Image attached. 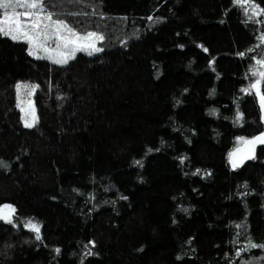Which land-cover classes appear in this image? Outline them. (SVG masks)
Masks as SVG:
<instances>
[{
  "label": "trees",
  "instance_id": "trees-1",
  "mask_svg": "<svg viewBox=\"0 0 264 264\" xmlns=\"http://www.w3.org/2000/svg\"><path fill=\"white\" fill-rule=\"evenodd\" d=\"M47 7L102 34L103 51L56 65L0 37V205L16 209L13 224L0 221V264H264L259 248L235 255L247 237L264 243V145L228 163L237 137L264 131L256 98L241 91L251 58L264 57V15L249 21L232 0ZM20 82L35 87L31 128Z\"/></svg>",
  "mask_w": 264,
  "mask_h": 264
},
{
  "label": "snow or ice",
  "instance_id": "snow-or-ice-1",
  "mask_svg": "<svg viewBox=\"0 0 264 264\" xmlns=\"http://www.w3.org/2000/svg\"><path fill=\"white\" fill-rule=\"evenodd\" d=\"M71 2L80 3V0H71ZM232 4L234 7L241 8L249 21L259 23L260 21H256L254 18L264 15V7L257 4L255 0H232ZM81 14L86 15L87 13H70V15ZM148 19L152 20L153 18L150 16ZM0 37L8 38L13 42L27 44L29 56H36L39 59L41 57L38 53L43 52L52 63L60 65L66 64L70 59L74 58L77 52L84 51L91 56L94 53L103 51L102 48L97 47V42L104 39V36L97 32H87L82 35L65 20L55 19L54 13L48 10L47 0H0ZM258 39L264 43V35H261ZM53 44L55 47L52 46ZM248 51H253V49ZM238 55L244 57L245 53L240 52ZM251 59L254 64L250 65L249 73L255 79L250 82L247 88H242L241 91L249 96L254 94L259 105L260 121L264 123V57H252ZM246 78L248 77L246 76ZM27 87L29 86L18 83L16 85L18 95L22 88ZM21 110L23 111V109ZM215 113V109L210 111V114L214 115ZM243 119V113L238 111L235 116V122L243 121ZM34 122V118L32 123L25 120V127H33ZM236 139L244 145V148L228 154V163L233 170L242 166L246 160L256 158L257 147L264 145V131L250 138L240 136ZM148 151L151 152L152 149ZM185 159V157H181L180 163L183 164ZM134 164L142 166L139 160L134 161ZM7 166L5 162L0 161V167ZM199 171L197 169V172L193 173V175H196ZM244 187H247V184ZM74 191L76 190L74 189ZM121 198L127 199V197ZM180 210L188 211L187 209ZM15 212L16 209L13 205H0V221L13 224ZM13 226L15 227V225ZM25 227L35 234L36 241H41V226L39 223L29 220ZM235 227L243 229L246 225L239 223ZM241 235H244V233L238 231L237 237ZM89 243L95 247L94 242L90 241ZM233 243H236V241L234 240ZM257 248L264 250V243H254L251 237H247V244L243 248H239L235 255L239 257L242 252ZM54 251L57 255L61 252L59 248L54 249ZM92 254L91 251L88 252V255ZM177 259H180V257H177ZM260 259L264 260V257ZM81 264H83V261H81ZM242 264H253V262L244 261Z\"/></svg>",
  "mask_w": 264,
  "mask_h": 264
},
{
  "label": "rangeland",
  "instance_id": "rangeland-1",
  "mask_svg": "<svg viewBox=\"0 0 264 264\" xmlns=\"http://www.w3.org/2000/svg\"><path fill=\"white\" fill-rule=\"evenodd\" d=\"M241 9V8H240ZM242 10V9H241ZM256 20V19H255ZM87 33V32H86ZM86 33H80V34H86ZM100 41L97 42V47H98V43ZM53 47H55V45L53 44L52 45ZM27 52H28V49H27ZM83 53H86L87 52H84V51H81ZM78 53V52H77ZM96 54V53H94ZM38 55L41 57V58H44V59H47L46 58V55L45 53L43 52H40L38 53ZM33 58H36V56H31ZM37 59V58H36ZM49 62L52 63L51 60L47 59ZM54 64V63H53ZM56 65H60V64H56ZM64 65V64H63ZM255 77H250V81H249V84L252 80H254ZM24 85H27L29 87L27 88H22L19 92V95L17 93V89L15 88V93H16V102H17V107L19 109V112L21 113V120H22V124L23 126H25V120H27L28 122L32 123L33 122V118L35 120L34 122V125H36L37 123V114H36V109H35V106H34V103H33V94H34V90H35V87H33L30 83H27V82H20ZM248 84V85H249ZM23 109V111L21 110ZM264 124V123H263ZM241 145H243L241 142L237 141V139L234 140V144L231 148V151L230 152H233L235 149H237L238 147H240ZM229 152V153H230ZM34 222V221H33ZM36 223V222H35ZM24 224V227L25 225L27 224V222H23ZM25 229H28L25 227ZM29 230V229H28ZM32 232V231H31ZM33 233V232H32ZM34 234V233H33ZM35 235V234H34Z\"/></svg>",
  "mask_w": 264,
  "mask_h": 264
},
{
  "label": "water",
  "instance_id": "water-1",
  "mask_svg": "<svg viewBox=\"0 0 264 264\" xmlns=\"http://www.w3.org/2000/svg\"><path fill=\"white\" fill-rule=\"evenodd\" d=\"M253 96H254V94H253ZM254 97H255V96H254ZM243 148H244V145H243V146H241V147H240V148H238V149H243ZM234 152H235V151H234ZM249 160H250V159H249ZM246 161H248V160H246ZM246 161H245V162H246ZM245 162H244V163H245Z\"/></svg>",
  "mask_w": 264,
  "mask_h": 264
},
{
  "label": "bare ground",
  "instance_id": "bare-ground-1",
  "mask_svg": "<svg viewBox=\"0 0 264 264\" xmlns=\"http://www.w3.org/2000/svg\"><path fill=\"white\" fill-rule=\"evenodd\" d=\"M241 146H243V145H241ZM241 146H240V147H241ZM240 147H238V148H240ZM238 148H237V149H238ZM237 149H235L234 151H236ZM234 151H233V152H234ZM255 154H256V153H255ZM250 160H251V159H250ZM248 161H249V160H248ZM246 162H247V161H246Z\"/></svg>",
  "mask_w": 264,
  "mask_h": 264
}]
</instances>
